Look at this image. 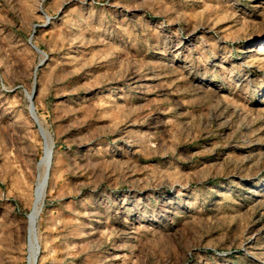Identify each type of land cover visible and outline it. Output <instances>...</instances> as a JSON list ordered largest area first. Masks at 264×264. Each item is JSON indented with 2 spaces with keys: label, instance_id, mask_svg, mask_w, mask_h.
Instances as JSON below:
<instances>
[{
  "label": "rangeland",
  "instance_id": "obj_1",
  "mask_svg": "<svg viewBox=\"0 0 264 264\" xmlns=\"http://www.w3.org/2000/svg\"><path fill=\"white\" fill-rule=\"evenodd\" d=\"M264 0H0V264H264Z\"/></svg>",
  "mask_w": 264,
  "mask_h": 264
},
{
  "label": "bare ground",
  "instance_id": "obj_2",
  "mask_svg": "<svg viewBox=\"0 0 264 264\" xmlns=\"http://www.w3.org/2000/svg\"><path fill=\"white\" fill-rule=\"evenodd\" d=\"M263 42H264V40L260 41L259 46H258L259 50L263 49V45H262Z\"/></svg>",
  "mask_w": 264,
  "mask_h": 264
}]
</instances>
